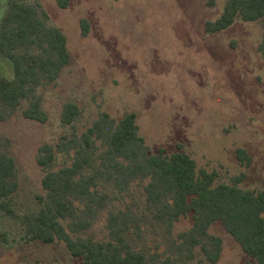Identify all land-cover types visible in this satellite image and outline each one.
<instances>
[{
  "label": "rangeland",
  "instance_id": "374dc122",
  "mask_svg": "<svg viewBox=\"0 0 264 264\" xmlns=\"http://www.w3.org/2000/svg\"><path fill=\"white\" fill-rule=\"evenodd\" d=\"M39 1L48 23L67 36L71 61L55 82L37 89L45 122L26 118L21 110L0 120V153L14 158L18 183L11 197L15 214L0 213L6 238L0 239V264H83L63 243L27 241L21 217L41 206L40 145L81 133L103 111L115 119L134 111L153 151L174 152L180 144L198 167L217 171L219 181L232 182L244 173L240 186L264 189V17L237 19L227 29L207 32L206 21L220 15L226 0H71L66 9L55 0ZM6 4L0 0V19ZM82 18L90 25L85 36ZM0 71L13 74L11 62L1 56ZM69 101L79 105L81 115L73 126H64L61 111ZM238 148L247 151L249 166L240 163ZM63 160L58 155L56 166ZM102 188L117 194L106 184ZM135 198L131 192L110 200L86 235L105 239L107 213ZM140 222L134 245L146 254L176 255L187 264H258L220 223L209 228L223 240L213 263L199 247L189 258L173 243L191 227L190 218L172 231L148 217Z\"/></svg>",
  "mask_w": 264,
  "mask_h": 264
},
{
  "label": "trees",
  "instance_id": "16d2710c",
  "mask_svg": "<svg viewBox=\"0 0 264 264\" xmlns=\"http://www.w3.org/2000/svg\"><path fill=\"white\" fill-rule=\"evenodd\" d=\"M55 2L66 9L71 0ZM262 17L264 0H226L220 15L206 21L205 29L218 32L237 19L252 22ZM48 20L39 0H7L0 19V56L11 62L13 74L0 71V120L17 110L32 120L48 119L37 89L55 82L71 61L67 36ZM80 25L87 35L88 20L82 18ZM80 115L79 105L69 101L60 121L73 126ZM178 146L174 152L164 147L153 151L140 134L134 111L119 119L103 111L81 133L41 144L37 164L44 172V194L38 211L21 217L25 239L63 243L83 264H187L176 255L146 254L134 245V235H140V221L146 217L168 231L182 218H190L191 227L173 240L179 253L192 258L199 247L206 259L217 262L223 240L209 228L220 223L246 254L264 264V189L240 186L244 173L232 182L219 181L217 171L198 167ZM236 152L240 163L249 166L247 151ZM58 155L64 160L56 166ZM15 175L14 158L0 153V213L15 214L11 208L18 188ZM105 184L117 194L105 191ZM131 192L136 202L107 213L105 239L86 235L110 200L124 199ZM4 236L0 231L2 241Z\"/></svg>",
  "mask_w": 264,
  "mask_h": 264
}]
</instances>
